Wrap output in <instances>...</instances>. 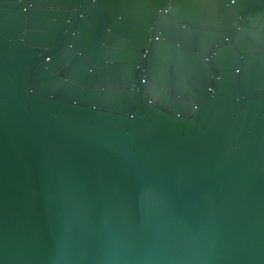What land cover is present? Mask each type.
Instances as JSON below:
<instances>
[{"label": "water", "instance_id": "1", "mask_svg": "<svg viewBox=\"0 0 264 264\" xmlns=\"http://www.w3.org/2000/svg\"><path fill=\"white\" fill-rule=\"evenodd\" d=\"M0 264H264V0H0Z\"/></svg>", "mask_w": 264, "mask_h": 264}]
</instances>
